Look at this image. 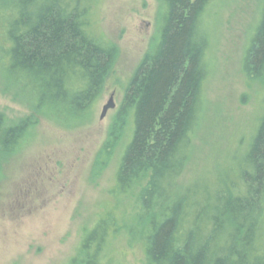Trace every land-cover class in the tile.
<instances>
[{
  "label": "trees",
  "instance_id": "16d2710c",
  "mask_svg": "<svg viewBox=\"0 0 264 264\" xmlns=\"http://www.w3.org/2000/svg\"><path fill=\"white\" fill-rule=\"evenodd\" d=\"M162 1L157 40L116 113L113 130L130 119L132 135L109 189L113 204L66 264H121L107 248L127 226L125 200L133 202L131 236L143 238V264H264V0L242 61L247 81L262 86L256 131L228 169L181 191L208 74L203 17L216 0ZM94 7L95 0H0V75L62 123L90 114L115 57ZM31 125L0 115V160L20 148ZM112 145L98 153L100 165Z\"/></svg>",
  "mask_w": 264,
  "mask_h": 264
},
{
  "label": "rangeland",
  "instance_id": "374dc122",
  "mask_svg": "<svg viewBox=\"0 0 264 264\" xmlns=\"http://www.w3.org/2000/svg\"><path fill=\"white\" fill-rule=\"evenodd\" d=\"M261 0H216L203 17L208 35L203 109L178 191L215 178L246 151L263 105L262 86L249 82L242 61ZM99 35L115 49L101 94L90 114L68 124L36 111L18 87L0 75V115L7 123L30 119L20 148L0 160V264H66L103 206L112 205L131 120L113 127L126 88L154 46L162 0H95ZM114 109L100 119L110 97ZM116 126V125H115ZM112 149L103 165L98 153ZM127 226L111 238L107 254L121 264H143V238L135 230L133 202L125 200Z\"/></svg>",
  "mask_w": 264,
  "mask_h": 264
},
{
  "label": "water",
  "instance_id": "95a60500",
  "mask_svg": "<svg viewBox=\"0 0 264 264\" xmlns=\"http://www.w3.org/2000/svg\"><path fill=\"white\" fill-rule=\"evenodd\" d=\"M114 107H115V104L113 102V97L111 96L108 102L106 103V105H104L102 108L100 119H103L105 115L107 114V112L111 109H114Z\"/></svg>",
  "mask_w": 264,
  "mask_h": 264
}]
</instances>
